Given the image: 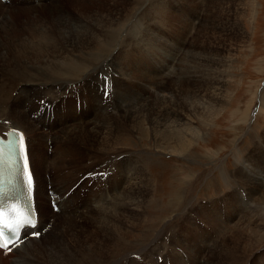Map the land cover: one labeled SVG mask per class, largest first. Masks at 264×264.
I'll use <instances>...</instances> for the list:
<instances>
[{
    "label": "rangeland",
    "instance_id": "rangeland-1",
    "mask_svg": "<svg viewBox=\"0 0 264 264\" xmlns=\"http://www.w3.org/2000/svg\"><path fill=\"white\" fill-rule=\"evenodd\" d=\"M40 5L15 0L0 9V46L8 33L14 46L25 42L24 54L12 47L4 65L0 62L6 68L0 103L21 119L6 114L0 125L7 124L5 118L23 125L29 135L16 130L36 154L38 200L44 191L40 208L46 224L35 239L42 253L102 242L105 250L125 245L126 252L149 225L160 229L179 204L192 203L194 213L181 223L184 252L174 248L188 264L217 263L218 254L238 244H250L252 264H264V0H49L44 11L36 8ZM31 44L40 47L36 55ZM82 61L83 70H77ZM11 62H23L26 72L8 73ZM73 67L78 75L69 78L66 73ZM27 78L34 84L22 83ZM42 78L51 79L48 87L39 84ZM51 160L59 168L55 175ZM59 193L69 216L57 219L59 225L50 220L46 229L51 213L47 198L62 202L55 197ZM117 193L119 220L105 221L94 209H111ZM59 210L52 212L60 215ZM247 215L258 222L243 223L241 234L235 221H245ZM194 220L202 230L214 222V230L223 232L226 246L215 251V258L202 250L207 242L202 235L209 234L212 246L220 235L186 231ZM52 223L57 228L52 230ZM113 223L119 224L121 245L105 239L103 231ZM171 227H162L159 236L170 235ZM63 228L70 231L56 239ZM243 234L252 240L241 242ZM189 236L193 240L188 244ZM236 250L240 253V247ZM163 259L152 264H164ZM147 260L142 262H151Z\"/></svg>",
    "mask_w": 264,
    "mask_h": 264
},
{
    "label": "bare ground",
    "instance_id": "bare-ground-1",
    "mask_svg": "<svg viewBox=\"0 0 264 264\" xmlns=\"http://www.w3.org/2000/svg\"><path fill=\"white\" fill-rule=\"evenodd\" d=\"M13 1H15V0H6L4 3H0V9L2 8V7H5V6H7V4H11ZM31 2H33V3H36V4H41L40 6H38V7H36V8H39L40 10H46V9H48L49 7L48 6H44V5H46L48 2H49V0H30ZM113 1V0H112ZM117 2V1H116ZM131 2V1H130ZM138 2V1H137ZM3 4H5V6H2ZM54 4V3H53ZM15 5V4H14ZM17 5V4H16ZM115 5V4H114ZM53 6H55V4L53 5ZM9 7H11V5L10 6H8V7H5V8H9ZM141 8V7H140ZM9 9H11V8H9ZM8 9V10H9ZM16 9V8H15ZM32 9H35V7L34 8H32ZM19 10V9H18ZM27 10V9H26ZM26 10H24V11H26ZM1 11L2 10H0V14H1ZM21 11V10H20ZM117 11V10H116ZM22 12V11H21ZM104 12V11H103ZM118 12H119V10H118ZM117 12V13H118ZM14 13V12H13ZM27 13V12H26ZM112 13V12H111ZM10 14V13H9ZM114 14V13H113ZM140 14V13H139ZM8 15V14H7ZM104 15V14H103ZM117 15V14H116ZM11 16V15H10ZM125 16V15H124ZM123 16V17H124ZM6 16H3V19L5 18ZM110 19V18H109ZM82 20H84V19H82ZM1 21V20H0ZM5 21V20H4ZM3 21V22H4ZM6 22V21H5ZM97 22H99V21H97ZM99 23H101V22H99ZM3 24V23H2ZM95 24H96V22H95ZM98 24V23H97ZM93 25V24H92ZM99 25V24H98ZM5 26V25H4ZM82 26V28H87L88 27V25L86 24V26L85 25H81ZM99 27V26H98ZM1 28V27H0ZM93 28V27H92ZM109 28V27H108ZM97 29V28H96ZM87 30V29H86ZM111 30V29H110ZM85 31V30H84ZM96 31H98V30H96ZM81 32V31H80ZM82 32H83V30H82ZM109 32H112V31H109ZM108 32V33H109ZM85 33V32H84ZM102 34V33H101ZM104 34H106V32L104 33ZM111 35H112V33H111ZM95 36H96V34H95ZM114 36V35H113ZM98 37V36H97ZM100 37V36H99ZM21 38V37H20ZM27 38V37H26ZM94 38V37H93ZM92 38V39H93ZM103 38H104V36H103ZM112 38H115V36L114 37H112ZM111 38V39H112ZM16 39V38H15ZM100 39V38H99ZM109 39V38H108ZM107 39V40H108ZM111 39L109 40V41H111ZM95 40H96V38H95ZM112 40H114V39H112ZM116 40V39H115ZM114 40V41H115ZM25 41H26V39H25ZM9 42H11V45H9ZM13 42V43H12ZM41 42V41H40ZM105 42V41H104ZM113 42V41H112ZM23 43H25V42H22V43H20L18 46H14V44H15V42L12 40V38H9V33H8V36H7V40H6V44H4V45H1L0 46V62L2 63V65H4L3 64V62H6V60H7V58H8V56H9V53H10V50H11V48L13 47H17V49L18 48H20V52L22 53V54H24V47H22V46H24L23 45ZM39 43V42H38ZM98 43H101V42H98ZM103 43V42H102ZM106 43V42H105ZM108 43V42H107ZM106 43V44H107ZM110 43V42H109ZM98 45H100V44H98ZM21 46V47H20ZM41 46V45H40ZM80 46V45H79ZM42 47V46H41ZM31 48H32V52H34V54L36 55V53L35 52H38L39 50H40V47H39V45L38 44H31ZM91 49H92V47H91ZM3 50H7V52H4ZM83 50V49H82ZM80 51V50H79ZM100 51H102V49L100 50ZM99 51V52H100ZM27 52V51H26ZM72 52V51H71ZM89 52V51H88ZM99 52H97L98 54H99ZM84 53H85V51H84ZM101 53V52H100ZM38 54V53H37ZM64 54V53H63ZM71 54V53H70ZM97 54V55H98ZM73 55V54H72ZM81 55H83V53L81 54ZM39 56V55H38ZM69 56V55H68ZM75 56V55H74ZM86 56V55H85ZM84 55H83V57H85ZM93 56H95L94 55V53H93ZM57 57H59V56H57ZM90 57V56H89ZM99 57V56H98ZM97 56H96V58H98ZM104 57H106V56H104ZM103 57V58H104ZM94 58V57H93ZM85 59H87V58H85ZM100 59H101V57H100ZM99 59V60H100ZM63 60V59H62ZM75 60V59H74ZM91 60V59H90ZM24 61V60H23ZM86 61V60H85ZM59 62V61H58ZM77 62V61H76ZM81 62V61H80ZM83 62V61H82ZM96 62V61H95ZM102 61H100V63H101ZM22 63L23 62H20V63H13V62H11V64L13 65V67L11 68V67H9V69H10V72H9V70H8V73H10L11 74V72H12V74H18V75H22V74H24L26 71H25V67L22 65ZM89 63V62H88ZM97 63H99V62H97ZM26 64V63H25ZM73 64H75L74 62H73ZM81 64V65H80ZM80 64H78L79 65V69H77V70H80V69H82L83 70V65H84V62L83 63H80ZM87 64V63H86ZM10 65V64H9ZM69 65V64H68ZM220 65V64H219ZM61 66V65H60ZM63 66V65H62ZM88 66V65H87ZM90 66V65H89ZM94 66H95V64H94ZM38 67V66H37ZM69 68H70V65L68 66ZM57 68V67H56ZM62 69H63V67H61ZM76 68L77 67H73V68H71L70 70H68L67 71V76L70 78V75L71 74H73L72 75V77L74 76V74H77L78 75V72H77V70H76ZM86 70H87V67H84ZM60 69V68H59ZM58 69V70H59ZM4 70H5V72H6V68L5 67H3V68H0V79H1V76H2V74L4 75ZM85 70V71H86ZM91 70V69H90ZM218 70V69H217ZM61 71V70H60ZM81 71V70H80ZM92 71V70H91ZM91 71H89V73L91 72ZM94 71V70H93ZM64 72V71H63ZM88 72V71H87ZM62 73V72H61ZM61 73H60V76L62 77V75H61ZM82 73V72H81ZM86 73V72H85ZM84 72L82 73V74H85ZM92 73V72H91ZM9 74V75H10ZM58 74H59V71H57V73L55 72V75H57L58 76ZM7 75V74H6ZM5 75V76H6ZM86 75V74H85ZM89 75V74H88ZM195 75V74H194ZM59 76V77H60ZM66 76V77H67ZM76 76V75H75ZM80 77V76H79ZM84 77V76H83ZM56 78V77H55ZM63 78V77H62ZM5 79H7V78H5ZM46 79V78H45ZM72 79V78H71ZM71 79H70V81H71ZM75 79V78H74ZM73 79V80H74ZM2 80V82H3V84H5L6 85V80H5V82L3 81V79H1ZM17 81H18V79H16ZM20 80V79H19ZM21 80H23L22 81V83H25V84H34V80H33V78H27V79H21ZM39 80V84H41V85H43V86H49V81L51 80H48V78H47V80H43V78L42 79H38ZM59 80V79H58ZM62 80V79H61ZM72 80V81H73ZM76 80V79H75ZM37 81V80H36ZM70 81H68V82H70ZM21 82V81H20ZM62 82V81H61ZM60 82V83H61ZM76 82V81H75ZM74 82V83H75ZM57 83V82H56ZM59 83V82H58ZM62 83H65V81L64 82H62ZM67 83V82H66ZM217 84V83H216ZM129 85V84H128ZM0 88H1V86H0ZM216 88V87H215ZM215 90V89H214ZM4 91V90H3ZM144 91V90H143ZM215 92V91H214ZM2 94V93H1ZM205 94V93H204ZM215 95V94H214ZM3 97V95L1 96L0 95V99ZM4 100V99H3ZM3 100H2V102H3ZM169 100V99H168ZM183 101V100H182ZM9 103V102H8ZM169 103V102H168ZM178 104V103H177ZM5 105H7V103L6 104H4V106ZM170 105V104H169ZM184 105V104H183ZM4 106H2V104L0 103V119L1 118H4L5 117V115L6 114H11L13 117H15L16 119H21L20 117H19V115H18V113L17 112H14L13 113V111H11V110H9L7 107H4ZM147 106V105H146ZM200 106V105H199ZM128 107V106H127ZM159 112V111H158ZM163 112V111H162ZM160 113V112H159ZM210 113V112H209ZM212 113V112H211ZM210 113V114H211ZM165 114V113H164ZM162 115V114H161ZM164 118H165V116H163ZM174 117V116H173ZM143 119H145L144 117L142 118V120ZM142 120H141V122H142ZM2 121H4V122H7V124L5 125H0V137L1 138H5V137H7V133L9 132V131H11L12 129H20V130H23V131H25L27 134H28V132L25 130V129H23V125H18V124H20V123H18L16 126L15 125H11V123H10V121H9V119H7V118H5V119H3ZM145 121V120H144ZM175 121V120H174ZM209 121V120H208ZM22 122V121H21ZM152 122H153V120H152ZM156 123H157V121H155ZM2 123V122H1ZM23 123V122H22ZM158 123H159V121H158ZM173 123V122H172ZM178 123V122H177ZM160 124V123H159ZM165 124V122L163 123V125ZM169 124V123H168ZM167 124V125H168ZM174 124V123H173ZM94 125V124H93ZM138 125V124H137ZM166 125V126H167ZM170 125V124H169ZM19 126V127H18ZM91 126V125H90ZM26 127V126H25ZM149 127H151V126H149ZM174 127V126H173ZM167 128V127H166ZM165 128V129H166ZM179 128V127H178ZM153 129V128H152ZM164 129V130H165ZM157 130V129H156ZM162 130H163V128H162ZM169 130H171V128L169 129ZM173 130H174V128H173ZM180 130V129H179ZM153 131H154V129H153ZM153 131H152V133H153ZM158 131V130H157ZM177 131H178V129H177ZM21 132V131H20ZM24 132V133H25ZM91 132V131H90ZM160 132V131H159ZM163 132V131H162ZM25 133V134H26ZM93 133V132H92ZM155 133H156V131H155ZM168 133H169V131H168ZM175 133V132H174ZM178 133V132H177ZM182 133V132H181ZM31 134V133H30ZM161 134H163V133H161ZM171 134V133H170ZM173 134V133H172ZM172 134L170 135V137L172 136ZM29 135V134H28ZM32 135V134H31ZM155 135V134H154ZM166 135V134H165ZM162 136V135H161ZM164 136V135H163ZM169 137V136H168ZM26 138V137H25ZM155 138V137H154ZM165 138V137H164ZM31 139V138H30ZM69 139V138H68ZM109 139V138H108ZM163 139V138H162ZM166 139H168L167 138V136H166ZM170 139V138H169ZM181 139V138H180ZM171 140V139H170ZM185 140V139H184ZM31 141V140H30ZM85 141V140H84ZM159 141V140H158ZM164 141V140H163ZM166 141V140H165ZM172 141V140H171ZM38 142V141H37ZM82 142V141H81ZM189 142H191V141H189ZM176 143V142H175ZM183 143H186V142H183ZM188 143V142H187ZM30 144V143H29ZM164 144V143H163ZM166 144V143H165ZM26 145H27V147H28V149H27V156H28V158H29V163H30V171H32L33 172V176H34V179H35V204H36V208H37V210H38V216H39V223H38V227H37V229L36 230H29V231H27V237L25 236L24 237V239L23 240H21V243H19V245H16V246H14V247H11L8 251H6V252H2V251H0V264H10L9 262H14L15 264H40L41 263V261H42V263L41 264H152V262H155V261H159L160 259H162V258H165V259H163L162 261L164 262V264L165 263H171V264H188V261H189V259L187 260V258L186 257H184L185 255H180V253H182L181 251H183L184 252V250H182V249H184V233H185V229L184 228H181L182 226H181V223L182 222H184V223H186V221H184V220H186V217H188L189 216V214L191 213V215L194 213L193 211H194V208L196 207V205L195 204H192V203H188V205H186L185 204V206H183V207H181L180 206V204H179V206L178 207H176V208H178L177 209V211H176V213L174 214V215H172V217L170 218V219H168V220H170V221H168V222H164V224H163V226L162 227H164L165 225H167L168 227H171L172 225L171 224H174V226H172L171 228H172V233H170V235H168V232H167V237H166V235L165 236H163V238H161L160 236H159V233H158V231L162 228H160V229H158L157 230V226L156 225H153V226H151V225H149L148 227L150 228L149 230H147V231H143L142 233H141V235H140V237L139 238H137V239H132V240H135V243H131L130 245H129V247L131 246V248H133L132 250H127L126 252L124 251V252H122V250H123V247H126L125 245L123 246V245H121V244H119L121 241H119V224H111V226L109 225V231L111 232V234L109 233V231L108 230H104L103 232L104 233H106V235L108 236L107 238H105V239H110V240H113L117 245H121V247H118V248H115V249H111V250H105V248H104V245H103V242L101 243V244H98L97 243V245H84V246H81V245H78V248L77 247H75V249H71L70 247H64L63 245V249H62V251H60L59 252V250L58 251H56L55 249H54V247H52V248H50V251H48V252H46V254H48V255H50V257L47 259H45V258H43L42 256L43 255H46V254H43L42 252H43V248L41 247V245H37L40 241H37V239H35V238H37V237H30L29 236V234L31 233V232H34V231H37V232H39V230L42 228L43 229V227H44V225L46 224V219H43L42 218V213H43V210H41V208H40V206H41V204L43 205V203L41 202V201H43L44 199H43V197H44V191L43 192H41L40 194V197H41V201L39 202V200H38V191H37V189L38 188H40V187H38V181H37V179L40 177L39 176V172H38V166H37V161H36V154H35V152H31V149H30V147H29V145H28V143L26 142ZM191 145V144H190ZM92 148V147H91ZM160 148H162V147H160ZM79 151V153H80V150H78ZM180 151V150H179ZM93 152H95V151H93ZM105 154V153H104ZM100 154H98L97 156H99ZM180 155V154H179ZM72 160H74L73 159V157L71 158ZM44 161H46V159H44ZM49 161V160H48ZM102 163V162H101ZM46 165H47V163H46ZM138 168V167H137ZM47 168L45 167V170H46ZM50 169L51 170H53V169H55V173H54V175L56 174V171L57 170H59V168L55 165V163H54V161L53 160H51L50 161ZM48 170V169H47ZM244 171V170H243ZM133 172V171H132ZM138 172V171H137ZM49 175V174H48ZM133 175V174H132ZM51 176V175H50ZM133 176H135V175H133ZM140 181V180H139ZM130 182H131V180H130ZM135 182V181H134ZM49 183H51L50 181H49ZM128 184H130V183H128ZM185 189V188H184ZM51 190V189H50ZM49 190V191H50ZM40 191V190H39ZM184 191H186V189L184 190ZM119 192V191H118ZM180 192H182V190L180 191ZM121 193V192H120ZM121 194H123V193H121ZM180 195V194H179ZM43 196V197H42ZM47 196V195H46ZM178 196V195H177ZM55 197H56V199H57V201H58V198L60 197V200L62 201V202H56L55 201V199H54V197H52V199L51 200H48L49 198H47V202H48V204H50V206H51V202H54V203H56L55 205V207H57L58 208V212L57 213H60V210H59V208H62V213L60 214V215H58V214H56L55 212L53 213L52 212V210H53V207L51 206L50 208H49V210H50V214H49V220H48V223H47V226H46V229H48L49 228V226H50V220H53L54 219V221L55 220H57V219H59V218H63V217H66V215L65 214H67L66 213V211H67V206L68 205H66V203H65V201H64V199H63V195L61 194V193H59V194H56L55 195ZM46 198V197H45ZM112 200H110V202H111V209H108V207L107 208H105V205L102 207H98L97 209H94L95 211H97V212H101L102 214V216L103 217H101V218H104L105 219V221H118L119 220V193H117L116 195H114V196H112ZM128 198V197H127ZM131 198V197H130ZM133 199V198H132ZM179 199V198H178ZM131 200V199H130ZM177 200V199H176ZM129 201V200H128ZM103 203V202H102ZM137 203V202H136ZM180 203H182V199H181V201H180ZM139 204V203H138ZM174 204V203H173ZM72 205H74V203L72 204ZM107 205V204H106ZM131 205H133L134 206V204L133 203H131ZM140 205V204H139ZM177 205V204H176ZM96 206H97V204H96ZM99 206V205H98ZM129 206V205H128ZM128 206H126V208H128ZM96 208V207H95ZM175 209V208H174ZM173 209V210H174ZM94 210H92V211H94ZM208 210V209H207ZM46 211V210H45ZM204 211V210H203ZM247 211V210H246ZM86 212H88V213H83V214H88V215H90L89 213V211H86ZM219 213L218 214H221V212H220V210L218 211ZM248 212H250V211H248ZM65 213V214H64ZM92 213V212H91ZM95 214H96V212H95ZM242 214V213H241ZM245 214V213H244ZM246 214H249V213H246ZM97 215L99 216V214H96V217H97ZM44 216V215H43ZM67 216H69L68 214H67ZM80 217V216H79ZM69 219V218H68ZM71 219V218H70ZM79 219V218H78ZM90 219V218H89ZM94 219H95V217H94ZM93 219V220H94ZM190 219V218H189ZM201 221H203L201 218H199ZM205 219H207V218H205ZM245 221H242V220H238V221H235V222H237L236 224H235V227L237 228H235V227H233V229L235 228L237 231H240V233L242 234L245 230H242V228H243V223H245L246 221H248L249 222V224H250V222H253V224H255V223H257L258 221H251L249 218H248V215L245 217ZM59 220H61V219H59ZM59 220H57L56 221V223L58 224V221ZM70 221H72V220H70ZM74 221V220H73ZM90 221V220H89ZM67 221H63L62 220V223H66ZM190 222V221H189ZM221 222V221H220ZM242 222V223H241ZM247 222V223H248ZM106 223V222H105ZM109 223V222H108ZM199 223V222H198ZM202 223V222H201ZM200 224V223H199ZM207 224V223H206ZM209 226H211V227H214V228H211V227H203L204 229L202 230V228L195 222V220L193 221V225H192V228H189V229H187L186 231H193V233L196 231V233L197 234H199L200 232H202V231H215L214 229L215 228H217L218 226H217V224L216 223H214V222H209ZM51 225H53L52 227H50L52 230L53 229H55V228H57L56 227V225H55V223L53 224H51ZM59 225V224H58ZM57 225V226H58ZM67 225H70V224H67ZM108 225V224H107ZM171 225V226H170ZM183 225V224H182ZM248 225V224H247ZM61 226V225H60ZM187 226V225H186ZM194 226V227H193ZM231 226H234V225H231ZM245 226V225H244ZM228 227V226H227ZM181 228V231H178L179 229ZM207 228H208V230H207ZM226 228V227H225ZM45 229V228H44ZM63 229H65V228H63ZM61 230L55 237H56V239H61V238H63L62 236H60V235H63V234H66V232H67V234H68V231H70V230ZM195 229V230H194ZM232 229V230H233ZM244 229V228H243ZM98 230V229H97ZM171 230V229H170ZM184 230V233L182 232ZM201 230V231H200ZM228 230V229H227ZM46 230H44V232H45ZM48 231V230H47ZM91 231V230H90ZM230 231V230H229ZM228 231V232H229ZM166 232V231H165ZM215 232H217V231H215ZM221 232V231H220ZM220 232H217V234L218 235H222L223 234V232L220 234ZM231 232V231H230ZM232 232H234V231H232ZM47 233H49V232H47ZM102 233V232H101ZM100 232H99V234H101ZM116 235V240H114V239H112V235ZM203 234V233H202ZM213 234V233H212ZM216 234V233H215ZM225 234V233H224ZM228 234V233H227ZM256 234V233H255ZM48 235V234H47ZM47 235H45L44 234V236H47ZM88 235V234H87ZM102 235H104L103 233H102ZM161 235H162V233H161ZM226 235V234H225ZM235 235V234H234ZM233 235V236H234ZM105 236V235H104ZM202 236H204L205 237V239L207 240V242H206V244H205V246H203L202 247V250L203 249H207V252H208V255H209V257L208 258H215V256H216V250L218 249V251H220L221 250V248L225 245L224 244V242L226 243V240H225V236L224 235H222V237H221V240H220V236H217L216 237V235H215V237H214V239L216 238V241H215V243L213 244V246L211 245H209V242H211V240H212V238H210L209 237V234L208 233H206V232H204V234L202 235ZM227 236V235H226ZM232 236V237H233ZM253 236V235H252ZM49 237V236H48ZM69 237V236H68ZM42 238V237H41ZM47 238V237H46ZM45 238V239H46ZM53 238V237H52ZM71 238V237H70ZM165 238H167L166 240H165ZM189 242H188V244L193 240V239H191L192 238V236H189ZM226 238H228V237H226ZM240 238H242L243 240H245V241H247V242H249L250 240H252V237H250V236H247V235H245V237H244V234L243 235H240V237H239V239ZM43 239V238H42ZM41 239V240H42ZM68 238H66V240H67ZM85 239V238H84ZM104 239V240H105ZM234 239V238H233ZM62 240V239H61ZM65 240V241H66ZM77 240H79L78 238H77ZM100 240V239H99ZM177 240L179 241V244H177L176 246L175 245H173V243L175 244V242H177ZM225 240V241H224ZM69 241V240H68ZM71 241V240H70ZM235 241V240H234ZM240 241H241V239H240ZM244 241V242H245ZM257 241V240H256ZM57 242V241H56ZM59 242V241H58ZM64 242V241H63ZM63 242H62V244H63ZM99 242V241H98ZM137 242V243H136ZM186 242H187V240H186ZM239 242V241H238ZM242 242V241H241ZM262 242V241H261ZM55 243V242H54ZM65 243V242H64ZM68 243V242H67ZM91 243V242H90ZM128 243V242H127ZM181 243H182V246H181ZM213 243V242H212ZM55 244H57V243H55ZM158 244H162V245H158ZM234 244V243H233ZM243 244V243H242ZM258 244V243H257ZM256 244V245H257ZM252 245H253V243H252ZM37 246H38V248H37ZM72 246V245H71ZM115 246V245H114ZM226 246V245H225ZM259 245H257V246H253V247H251V250H253V248H255V247H258ZM21 247H22V249H21ZM58 247V246H57ZM175 247H180V253H176L175 252ZM235 247V248H234ZM237 247H240V253H237L236 254V252H237ZM74 248V247H73ZM21 249V250H20ZM257 249V248H256ZM188 252H191V251H188ZM227 252V253H226ZM246 252H248V253H246ZM250 244H248V245H240V244H238V245H236V246H233V248H232V250L230 249V248H227L225 251H222L220 254H218L217 255V258H216V261H217V263L216 262H214L213 264H252V258H251V255H250ZM192 253V252H191ZM53 255H56V257H57V259L55 258V259H53ZM146 255V258H143V256H145ZM246 255L248 256V258H246ZM106 256H110V257H106ZM169 256L171 257V259L169 260ZM46 257V256H45ZM106 257V258H105ZM183 259H182V258ZM144 259H148L147 261H151V262H149V263H143L142 261H144ZM182 261V262H181ZM205 261H206V259H205ZM210 261V260H209ZM40 262V263H39ZM257 262H259V260H257ZM212 263V262H211ZM210 263V264H211ZM262 263H263V261H262ZM156 264H158V263H156ZM255 264V263H254Z\"/></svg>",
    "mask_w": 264,
    "mask_h": 264
},
{
    "label": "snow or ice",
    "instance_id": "snow-or-ice-1",
    "mask_svg": "<svg viewBox=\"0 0 264 264\" xmlns=\"http://www.w3.org/2000/svg\"><path fill=\"white\" fill-rule=\"evenodd\" d=\"M105 94L107 95L106 85ZM13 137L14 139L11 142H0V158H2L5 153H7L12 159L19 161L18 173L21 179L23 180L25 173H28L25 184V191L27 192L33 184V177L29 172L30 163L26 155V138L23 133H18L16 130L13 131ZM0 140H3V138H0ZM27 224V221H24L23 223H9L5 220L4 212L0 210V247L10 248V246H14L12 242L18 238V229L26 227ZM32 227H35V225H32ZM5 233L8 234L7 240L4 238ZM31 235L34 237H39L40 233L32 232Z\"/></svg>",
    "mask_w": 264,
    "mask_h": 264
}]
</instances>
